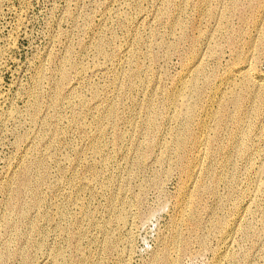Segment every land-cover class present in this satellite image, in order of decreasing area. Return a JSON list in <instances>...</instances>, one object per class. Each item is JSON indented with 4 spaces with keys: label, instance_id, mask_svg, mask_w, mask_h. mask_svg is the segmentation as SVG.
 Returning a JSON list of instances; mask_svg holds the SVG:
<instances>
[{
    "label": "rangeland",
    "instance_id": "obj_1",
    "mask_svg": "<svg viewBox=\"0 0 264 264\" xmlns=\"http://www.w3.org/2000/svg\"><path fill=\"white\" fill-rule=\"evenodd\" d=\"M162 2L0 0V213L18 230L14 256L2 264H52L54 251L65 264H171L177 251V264H264V231L238 236L230 262L223 253L247 211L248 162L264 154V0ZM160 45L169 47L167 56ZM97 47L111 61L107 67L97 62ZM251 56L250 69H242L249 75H239ZM126 62L127 75L114 84ZM100 89L95 108L92 92ZM183 151L190 177L178 163ZM23 159L30 183L46 176L34 196L21 191L12 199ZM213 173L224 174L223 183L216 185ZM36 200L45 219L33 209ZM76 202L84 204L83 223L75 222ZM23 208L26 221L16 213ZM250 210L242 225L260 220L259 206ZM58 212L73 221L66 225ZM119 214L126 226L118 225ZM33 226L38 230L29 232ZM9 236L0 228V254ZM167 251L171 260H156Z\"/></svg>",
    "mask_w": 264,
    "mask_h": 264
},
{
    "label": "bare ground",
    "instance_id": "obj_2",
    "mask_svg": "<svg viewBox=\"0 0 264 264\" xmlns=\"http://www.w3.org/2000/svg\"><path fill=\"white\" fill-rule=\"evenodd\" d=\"M164 4V0H163V2H162V5ZM168 5V0H165V6H167ZM159 16L160 15H156L155 16V18H154V21H155V19L157 20L158 18H159ZM161 18H163V17H161ZM160 18V19H161ZM263 20H264V17H263ZM158 49L159 48H161V49H163V50H165V54H166V56H167V53L169 52V47H166L165 45H160V46H158L157 47ZM156 48V49H157ZM97 52H98V55L99 56H102V57H98L97 58V62H99L100 60H102L103 62L101 63V64H103L104 63V65L106 66H108V64H111V61L104 55V53H103V51H102V49L101 48H99V47H97ZM194 59H196V61L197 62H202V60L203 59H201V58H199V57H195L194 56ZM252 61H253V56H251V58L249 59H247L244 63H243V65H241L242 66V68L240 69V70H237L236 72L239 74V75H242V76H246V74H248L249 75V73H247V72H245V71H242V69H244V68H246V67H249V69H250V67H251V64H252ZM99 64V63H98ZM97 65V64H96ZM128 65V62H126V63H124V64H122V66H121V74L119 75V76H114L113 77V82H114V84H117V82L120 80V79H124L125 78V76L127 75V70H129V69H125L126 68V66ZM100 65H97L96 67V72H98L99 73V71H101V66L99 67ZM105 66H104V68H105ZM106 66V67H107ZM95 68V67H94ZM103 68V69H104ZM108 70V69H107ZM139 70V69H138ZM136 71V72H134V71H132L129 75H128V78L130 79V80H132V79H134V78H136L137 77V75L139 74V71ZM75 73H76V75L78 76V78H81V77H83V72H84V70L83 69H77V70H75L74 71ZM74 73V74H75ZM76 76V77H77ZM66 77H67V70H65V69H63V70H61L60 71V80L61 81H63V80H65L66 79ZM74 77V76H73ZM76 79V78H75ZM255 84L256 85H260L257 81H255ZM114 90H116V85H115V87H114ZM102 92H104V91H102ZM92 94H93V96L95 97V98H98L99 99V101H97L95 104H94V107L95 108H97L98 106H99V103L98 102H100L101 103V101L103 100H101L100 99V95L102 94L101 93V89L100 90H98V91H94V92H92ZM104 94V93H103ZM101 97H103V96H101ZM115 98V97H114ZM113 98V99H114ZM79 102L78 103H80L81 105H83L84 104V99L83 98H76ZM105 100V99H104ZM112 100V99H111ZM110 100V101H111ZM65 101V97H64V95H62V96H60L59 97V99H58V101H57V104L59 105V104H61V103H63ZM114 101H111L110 103H113ZM104 103V102H103ZM68 104H70V102L68 101ZM85 105V104H84ZM80 106V105H79ZM83 107V106H82ZM149 107H150V105H149V103H146L145 105H144V109H145V116L147 115H149L150 113H149ZM84 108V107H83ZM10 114V113H9ZM22 114V113H21ZM111 115H112V113H111ZM12 117V116H11ZM10 117V118H11ZM31 117V116H30ZM8 118V117H7ZM25 118V117H24ZM3 120H5L4 119V117L2 118ZM2 120V121H3ZM8 120V119H7ZM7 120H6V122H7ZM39 120V119H38ZM37 121V119H34V122H36ZM0 123H2V122H0ZM4 123V122H3ZM2 123V124H3ZM27 123V122H26ZM36 126V125H35ZM33 134V133H32ZM30 135V134H29ZM35 137V136H34ZM38 137V136H37ZM38 139V138H37ZM39 139H41V138H39ZM38 139V140H39ZM121 140V137H118V141H120ZM174 140V143H176L177 142V139H173ZM32 143V142H31ZM38 143V142H37ZM122 143V142H121ZM32 146V145H31ZM242 148H244V146H242ZM166 149L167 150H169V151H172L173 150V147L172 146H168V147H166ZM200 152H201V154L200 155H198L197 156V159L199 160V159H201L204 155H205V152L203 151V150H200ZM94 153H97V151H94ZM197 154V153H196ZM138 155V154H137ZM195 157H196V155H195ZM141 158H142V154H140V155H138V157H137V159H135L134 160V162H133V165L134 166H136V167H138L139 165H140V160H141ZM230 159V156L229 155H227L226 156V160L228 161ZM257 161L258 162H260L261 163V165H259V166H257L256 167V163H257ZM264 154H257V155H254L250 160H249V162H248V168H247V170H246V172L244 173V179H246V180H248L249 181V184H248V186H247V188L243 191V193H242V196H243V199H244V204H245V206H246V208H247V211L246 212H244V214L241 216V217H239V219H237L236 221H235V227L232 229L233 230V233H232V236L230 237V238H228V236H227V240H225V241H227V251H225V252H223L225 255H224V258L227 260V262H230L231 261V255L233 254V250H232V247H233V245H234V243H237L235 240L237 239V237L239 236V237H241V238H244V237H246V236H249V235H253V237H259L260 236V234L261 233H263V231H264V183L262 182V175H263V172H264ZM159 164H162L163 162H164V158L163 157H161L160 159H158V161H157ZM178 163H180V164H182L185 168L187 167L188 169H189V172H188V175H189V177H190V175H191V169H190V167L189 166H186V161H185V152L183 151V152H181L180 154H179V157H178ZM24 164H25V159H23V161L20 163V165H19V169L21 168V170H22V172H23V175H21V176H23V177H21V181H20V183L18 182L17 184H18V186L17 187H14V188H12V186H11V190L8 192V196L9 197H11L12 195L14 196V194H15V196L17 197L20 193H21V191H22V193L21 194H23V193H25V192H31V193H33V196H34V192H36L37 193V191H38V189L40 188V183H39V177H41L42 175H44V176H46V174H45V172H43L42 170H43V168L40 166V164L38 165V166H40L42 169H41V173L38 175H36L37 177H36V180H37V182L38 183H36V184H32V183H30V179L32 178V177H30V179H28V177H27V174L25 173V167H24ZM33 164V163H32ZM26 165V164H25ZM30 165V164H29ZM27 166V165H26ZM35 166V165H34ZM30 167H31V165H30ZM39 167V168H40ZM45 169V168H44ZM27 170V169H26ZM38 170V169H37ZM22 172H21V174H22ZM18 173V172H17ZM39 173V172H38ZM196 174H198V169H195V170H193V184L195 183V178H196ZM16 175V174H15ZM14 175V176H15ZM43 176V177H44ZM109 176V175H108ZM223 176H224V174H216V173H213V174H211V178L215 181V183H216V185H219V184H221V183H223V181H222V178H223ZM17 177V176H16ZM112 177V176H111ZM128 179H134V176L132 175V174H130L128 177H127ZM126 178V179H127ZM208 178H210V174H208L207 173V176L205 177V179H208ZM15 179H17V178H15ZM14 179V180H15ZM243 179V180H244ZM33 180V179H32ZM35 180V181H36ZM43 180H44V178H43ZM94 182L92 183V185L93 184H96L97 182H98V180L97 179H94L93 180ZM131 181V180H130ZM17 182V181H16ZM91 183V182H90ZM13 184V183H12ZM16 184V183H15ZM14 184V185H15ZM89 185H91V184H89ZM16 186V185H15ZM5 189H7V188H5ZM10 189V188H9ZM8 190V189H7ZM23 191H25V192H23ZM19 193V194H18ZM6 195V194H5ZM213 195L218 199V201H217V204L219 205V206H222V203H221V201H220V199L218 198V195H217V191H216V189H214L213 190ZM7 196V197H8ZM13 196H12V199H14L13 198ZM23 196V195H22ZM26 197H28L27 195H26ZM39 198V197H38ZM9 199V198H8ZM7 199V200H8ZM34 199V198H33ZM35 199H37V198H35ZM17 200H19L20 201V203H21V201L22 200H20V199H17ZM11 201V200H10ZM7 202V201H6ZM14 202H15V200H14ZM14 202H12V204L14 203ZM10 203V202H9ZM27 203V202H26ZM29 203H30V198H29ZM31 203H33V202H31ZM11 204V203H10ZM19 204V203H18ZM23 204V203H22ZM253 204V206L254 205H258L259 206V209H261L260 211V213H261V217H260V220L258 221V222H256L255 220V222L254 221H252V220H249V221H246V222H244L245 224L244 225H242V223H243V221H244V219H246L245 217L246 216H248V215H253V213H252V211L250 210V207H251V205ZM7 205V204H6ZM9 205V204H8ZM14 205V204H13ZM16 205V204H15ZM20 205V204H19ZM18 205V206H19ZM27 205V204H26ZM29 205V204H28ZM42 204H41V201L40 200H36L35 201V203H34V207H33V209L34 210H36L37 211V215L39 216H43L42 215V212H43V209H42V207L43 206H41ZM75 207H77L78 208V210H79V213L78 214H80V216L78 217V218H76V220L77 221H75L76 223H83V222H85V219H84V217H86L84 214H83V206H84V204L82 203V202H76L75 204ZM10 206V205H9ZM9 206H8V209H9ZM12 206V205H11ZM17 206V205H16ZM27 207V206H26ZM5 208H6V206H5ZM4 208V209H5ZM17 208V207H16ZM19 208V210H20V208H21V206H19L18 207ZM7 209V208H6ZM22 209V208H21ZM28 209V208H27ZM26 208H23V211H20V212H16V211H18V210H14L17 214L19 213V217H21V219H24V221H26V220H28V217H27V215H25V212H26V210H27ZM29 209L30 210H33V209H31L30 208V206H29ZM28 211V210H27ZM35 211V212H36ZM1 212V211H0ZM3 212H5V210L3 211ZM34 212V211H33ZM76 212V211H75ZM74 212V213H75ZM10 213H12V212H10ZM30 213V212H29ZM29 213H28V215H29ZM6 214H8V213H6ZM9 215V214H8ZM11 215H13V213L11 214ZM14 216V215H13ZM73 216H75V214L73 215ZM76 216H78V215H76ZM75 216V217H76ZM17 218V217H16ZM249 218V217H248ZM14 219V218H13ZM43 219H45L44 218V216H43ZM58 219L61 221V222H64V223H66V225H67V223H68V221L70 220V221H73L72 220V218H70L69 216H67V215H65L64 213H59L58 212ZM88 219V218H87ZM86 219V220H87ZM75 220V219H74ZM248 220V219H247ZM14 221V220H13ZM18 221V220H17ZM117 222H118V225H120V226H123V225H125L126 226V224H127V219H126V215L125 214H119L118 215V217H117ZM24 223V222H23ZM11 224H13L12 222H11V218H9L8 216H5V214H1L0 213V228H3V230L4 231H8V232H10V236H9V239H8V242L6 243V247H5V251H4V253H1L0 254V264H2L3 263V261L7 258V259H9L11 256L13 257L14 256V253L10 250L11 249V244H10V242H12V240L15 238V237H17V232L16 231H18V230H16L15 231V227H13V228H15V229H12L11 228ZM16 224V223H15ZM19 224H21V223H19ZM17 225H18V223H17ZM14 226V225H13ZM19 226V225H18ZM17 226V227H18ZM199 227H200V225H199ZM122 228H124V227H122ZM125 229V228H124ZM199 229V228H198ZM38 230V227H32V228H30V230H29V232H35V231H37ZM65 229L64 228H61L60 230H59V235L61 236V237H63L66 233H64L65 231H64ZM67 230V229H66ZM83 232H79V233H77L76 235H74L72 238H73V240L74 241H78V240H80L82 237H83ZM177 234H179V233H177ZM188 234V233H187ZM203 236V235H202ZM201 236V237H202ZM178 237V236H177ZM201 237H200V239H201ZM21 238V237H20ZM54 238H56V237H54ZM203 239V238H202ZM178 241V240H177ZM224 241V242H225ZM175 243H177V242H175ZM224 245V244H223ZM41 246H42V244L40 245V243H38L35 247H36V251L37 252H41ZM177 247H179L178 245H176ZM235 246V245H234ZM236 246L238 247L239 245H237L236 244ZM240 247V246H239ZM240 249V248H239ZM178 250V249H177ZM183 250L185 251L186 250V248H183ZM173 252H175V251H173ZM45 255V254H44ZM43 255V256H44ZM77 255H79V254H77ZM80 255H82V254H80ZM173 255H174V253H173ZM178 255H179V252L177 251V256L173 259V260H171L172 259V255H171V253L170 252H166V253H163L162 255H160V256H157L156 257V260H162V262L164 261V260H171L170 262H171V264H177L178 263V260H176L177 258H178ZM11 257V258H12ZM41 257H42V255H41ZM48 257V256H47ZM50 258H51V262H52V264H65V257H64V254L61 252V251H54L50 256H49ZM174 257V256H173ZM27 258H28V256H27ZM6 259V260H7ZM80 259V258H79ZM78 259V260H79ZM82 259V258H81ZM6 260L4 261V262H6ZM26 262L29 260H27V259H24ZM44 260V259H43ZM24 261V262H25ZM30 261V260H29ZM75 261H77V260H75ZM80 261V260H79ZM8 262V261H7ZM45 262V261H44ZM27 264V263H26Z\"/></svg>",
    "mask_w": 264,
    "mask_h": 264
}]
</instances>
